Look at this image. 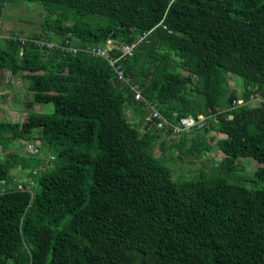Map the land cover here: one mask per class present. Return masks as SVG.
<instances>
[{"label":"trees","instance_id":"obj_1","mask_svg":"<svg viewBox=\"0 0 264 264\" xmlns=\"http://www.w3.org/2000/svg\"><path fill=\"white\" fill-rule=\"evenodd\" d=\"M15 1L0 0V20ZM20 1L45 11L29 38L110 44L113 56L154 28L123 63L126 76L168 120H208L157 143L158 132L139 134L127 118L125 103L140 121L144 102L113 84L105 60L30 45L19 56L17 42L0 39V69L28 80V108L53 107L0 122L10 152L0 156V264H264V104L249 103L264 95V0ZM213 131L225 136L215 146ZM32 139L40 156L11 152ZM215 151L191 180L167 165ZM243 158L258 168L245 172Z\"/></svg>","mask_w":264,"mask_h":264},{"label":"rangeland","instance_id":"obj_2","mask_svg":"<svg viewBox=\"0 0 264 264\" xmlns=\"http://www.w3.org/2000/svg\"><path fill=\"white\" fill-rule=\"evenodd\" d=\"M44 9L43 6L40 3L37 2H27V1H20L17 0L15 2L9 3L7 4V6H5L4 8V12H3V16H2V22L7 26L10 25L12 26L17 32V34H19L20 36H24V37H29L33 34H40L42 33V29L40 27V24L43 22L42 19V15L41 13H44ZM3 24V27H5V25ZM39 39V38H36ZM44 40V39H41ZM46 41V40H45ZM66 41V40H65ZM53 42V41H50ZM70 44L72 45V42L70 41ZM230 78V89L232 90H236L239 92V88H240V84L239 81L236 77H234L233 75H229ZM27 84H28V80L23 78V86L24 88L22 89V91L24 92H19V97L21 96L22 98H26L24 101L25 105L23 106V116L21 118V108L18 107L16 109V118L14 117H8L7 121L10 123H15L18 122V119L21 118L19 121H24L25 120V113L29 111H31L30 109H28V106L26 105L30 99H31V93L28 92L27 90ZM123 85V84H122ZM27 92V93H26ZM16 101V100H15ZM249 103L251 104V106H258V105H263L264 104V95H261L260 93H254L250 96L249 98ZM15 106L21 105L20 101H16L14 103ZM35 104L32 105V107ZM41 106V105H39ZM9 109V108H6ZM137 110H132V108H125V114L129 113L131 114V118L127 116V118L129 119V121L131 123H137L136 126L138 127V131L139 134H143V130L145 129V127H147V125H145V121L146 119L143 116V119H140L139 115L137 117H135L134 115L139 114V110L136 107ZM144 109L146 110V107L144 106ZM33 111V110H32ZM42 111H44L45 114H50L53 112V107L51 104H44L41 106V111H35L37 113H41ZM200 116V115H199ZM204 119H206L205 117H203ZM136 120V121H134ZM203 120V119H201ZM159 134V137L156 139L157 143H161L162 140H165L167 138V134L165 132H160V131H156ZM225 137L224 135H221L219 133L216 132H210L206 138L208 140L209 143H212L213 146H215L216 141L219 138ZM32 141V142H30ZM25 142L23 145H19V146H13V148L11 149V151L14 152V154H17L18 156H27L29 153V151L26 149V144H29L31 146L36 145V147L34 148H41V144L39 143V141L37 140H30ZM167 148V146L165 147V149ZM44 151V150H43ZM9 152V150H2L0 149V156L4 159L7 155V153ZM217 151H215L214 153L216 154ZM10 153V152H9ZM37 155H41L42 151H39L36 153ZM160 154H163V151L161 150V148L159 146H156V153L155 156H159ZM47 152H43V157L46 158L47 157ZM214 159V160H219L221 158L220 154H216V155H209V156H200L198 158H194L192 159L191 162H189V160H185L184 162H176V163H171L167 165L171 167L172 169V176L174 179H180V180H191L194 179V177L196 176L197 172L199 171V169L201 168H206L208 169L209 165H210V161ZM240 164L241 167H243L244 171L247 173H251L253 172L256 168H258L259 164L257 162H255L253 159L251 158H243L240 159ZM243 165V166H242ZM20 169V166H17ZM16 167V168H17ZM19 169H15L13 170V172H15V179H14V183L16 184L18 182V180H20L19 178L21 177L22 179H24L22 177V175L17 171ZM242 173V171L239 172V174ZM247 186H251L250 184H247ZM4 187H1V189H3Z\"/></svg>","mask_w":264,"mask_h":264},{"label":"built area","instance_id":"obj_3","mask_svg":"<svg viewBox=\"0 0 264 264\" xmlns=\"http://www.w3.org/2000/svg\"><path fill=\"white\" fill-rule=\"evenodd\" d=\"M160 24H162V22L159 23V25ZM162 27L164 30H168L165 25H162ZM153 30L154 28L150 29L147 32H144L137 40H133L129 44H125L118 47L117 50L119 51V54L116 56L110 55V51H112V46L110 44L104 46H92V47L88 46L85 48H78L68 43L69 41L67 40L64 42V44H57L55 42H50L47 40L45 41L41 39L20 36L17 33L9 35L8 37H6V39H10L19 44V54H22L23 48L26 45H30L40 49L46 55L51 54L53 50L60 48L62 52H69V53L72 52L74 54L79 51H86L92 56H96L104 59L108 63L109 67L113 70L115 80L118 83L128 87L130 94L133 96L134 104L138 105L141 102H144V106L146 107V112H147L144 118L146 119L145 125H147V127H145V129L143 130V133L146 130H154V131H160L162 133L163 132L168 133L171 137L176 138L183 131L185 132V131H189L190 129L204 126V124L208 120V117H205L203 115H200L197 118L193 116H186L178 119V121L176 122L174 121V123L169 122L164 116H162L156 110L155 104L149 103L144 100L141 89L137 84H134L133 81H131L126 76L125 68L123 65V63L130 57V54L132 53L133 49L145 43ZM2 39H4V37H2ZM203 117H205L206 119H204ZM34 147H36V145L31 146L29 144H26V149L29 151V153H31L28 154L29 156H34L36 155L37 152L41 151V148H38L37 150V148ZM33 173L35 174V172ZM22 177L24 178L23 175ZM19 179L20 180H18V182L16 183V187L18 190H24L23 182H25V178L22 179L20 177ZM30 184H32V182ZM29 190L31 191V189ZM1 191L2 192L5 191V188H3Z\"/></svg>","mask_w":264,"mask_h":264},{"label":"crops","instance_id":"obj_4","mask_svg":"<svg viewBox=\"0 0 264 264\" xmlns=\"http://www.w3.org/2000/svg\"><path fill=\"white\" fill-rule=\"evenodd\" d=\"M3 24L4 23L2 22V18H1V20H0V39H2V37H4V39H6V37H8L9 35H12V34L17 32L12 26H10V25L6 26L4 24L5 27H3ZM20 55L21 54H19V56ZM112 82H113V84H118V85L122 86V84L118 83L115 80V77L113 78ZM23 88H24V86H23V78L22 77H20L19 75H11V73L9 71L0 69V122H7V118L9 116L16 118V109L18 107L21 108V118H22L23 109H24L23 106L27 102V100H25L26 98H22L21 96L19 97V92H21ZM15 100L16 101H20L21 105L15 106L14 105V103L16 102ZM24 101H26V102L24 103ZM149 103L155 104L156 105L155 106L156 110L161 114V112L159 111L158 106H157L156 103H153V102H149ZM125 105L128 108H132L133 112H134V110H137L136 107H134V105H129L128 102H127V104L125 103ZM6 108H9V109H6ZM28 109H30L31 111L32 110L33 111L37 110V111L40 112L41 111V106L35 104L33 107L28 108ZM146 113L147 112L144 113V116L146 115ZM126 114H127L128 117L131 118V114H129V113H126ZM138 115L139 114L134 115V116L137 117ZM21 118H19L18 121ZM142 119H143V117H142ZM134 121H136V120H134ZM168 121L171 122V123H174V122H172L170 120H168ZM11 152L14 153L13 151H11ZM16 169H19V168L17 167ZM17 171L20 172V169L17 170Z\"/></svg>","mask_w":264,"mask_h":264},{"label":"bare ground","instance_id":"obj_5","mask_svg":"<svg viewBox=\"0 0 264 264\" xmlns=\"http://www.w3.org/2000/svg\"><path fill=\"white\" fill-rule=\"evenodd\" d=\"M160 25L162 26L163 24H160ZM160 25L158 24L157 26H160ZM162 28H163V27H162ZM167 32H170V30L168 29ZM90 47H92V46H90ZM135 48H136V47H135ZM135 48H134V49H135ZM134 49H133V50H134ZM132 54H133V51H132V53L130 54V56H132ZM110 55H111V54H110ZM91 56H92V55H91ZM111 56H113V55H111ZM94 57H96V56H94ZM99 58H100V57H99ZM101 59H102V58H101ZM103 60H104V59H103Z\"/></svg>","mask_w":264,"mask_h":264}]
</instances>
